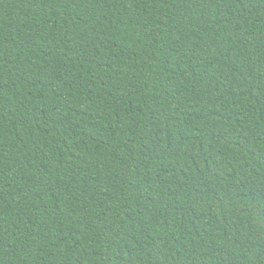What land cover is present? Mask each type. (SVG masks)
<instances>
[{"label":"trees","instance_id":"16d2710c","mask_svg":"<svg viewBox=\"0 0 264 264\" xmlns=\"http://www.w3.org/2000/svg\"><path fill=\"white\" fill-rule=\"evenodd\" d=\"M0 264H264V0H0Z\"/></svg>","mask_w":264,"mask_h":264}]
</instances>
